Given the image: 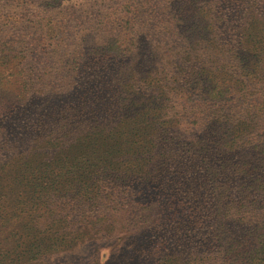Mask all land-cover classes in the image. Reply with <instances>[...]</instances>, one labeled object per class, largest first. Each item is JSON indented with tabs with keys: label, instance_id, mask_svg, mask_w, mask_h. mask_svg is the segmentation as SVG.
I'll use <instances>...</instances> for the list:
<instances>
[{
	"label": "trees",
	"instance_id": "16d2710c",
	"mask_svg": "<svg viewBox=\"0 0 264 264\" xmlns=\"http://www.w3.org/2000/svg\"><path fill=\"white\" fill-rule=\"evenodd\" d=\"M48 1L58 8L68 0ZM135 4L110 11L119 35L105 32V24L98 28L103 33L94 42L71 51L74 73L26 110L20 103L30 81L23 72L31 52L13 39L11 30L0 37V157L1 150L7 152L0 161V202L12 209L16 231L25 234L14 242L11 255L0 251V264L74 248L91 232H115L125 214L164 197L175 200L167 222L177 226L153 243V264H264L262 127L256 135L251 130V141L226 133L224 141L236 143L227 151L224 143L199 148L202 141L185 144L180 135L176 141L169 137L186 111L188 126L196 127L200 107L220 106L234 94L245 97L247 84L237 80L259 79L255 88L264 85V12L251 9L244 19L224 21L226 41H206L202 50L214 46L211 51L217 48L229 56L197 60L187 67L189 73L171 71L156 59L160 56L148 53L146 58L138 48L134 33L144 8ZM36 25L41 36L34 40L36 47L54 49L67 38L57 16L43 17ZM220 67L229 74L213 75ZM172 75L179 77L177 84L167 82ZM173 100L178 103L170 107ZM259 106L263 112L264 101ZM175 107L179 111L172 114ZM117 120L122 133L113 140L105 130ZM170 164L174 170L166 172ZM148 182L155 192L140 198ZM212 188L219 191L218 198L199 194ZM190 242L196 250L185 246ZM211 244L227 248L217 251Z\"/></svg>",
	"mask_w": 264,
	"mask_h": 264
},
{
	"label": "rangeland",
	"instance_id": "374dc122",
	"mask_svg": "<svg viewBox=\"0 0 264 264\" xmlns=\"http://www.w3.org/2000/svg\"><path fill=\"white\" fill-rule=\"evenodd\" d=\"M141 1L146 4L143 5ZM131 2L136 3L139 10L144 8V15L137 21L138 28L134 33L138 48L143 51L146 58L148 53L160 56L156 59L174 72L185 70L191 73L186 69L195 66L197 60L204 61L206 58L223 60L222 58L228 57L224 50L220 52L216 48L211 51L214 46L207 50L202 49H205L206 41H226V36L221 30L224 21L244 19L245 14L248 11L251 12V9L264 12L263 0H254V2L252 0H68L58 8L49 5L48 0H0V37L3 38L11 30L13 39H17L20 42L19 45H24L31 52L28 54L26 51L28 56L23 75L27 81L28 79L30 81L27 83L24 99L20 103L22 108L26 110L39 104L42 101L40 94H46L48 89H54L58 80L64 83L65 77L68 78L70 73H74L69 66L72 64L71 51L75 47L80 49L94 42L96 35L103 33V30L100 31L98 28L105 24V32L114 37L118 36L119 32L110 23H114V20H111L112 16L109 12L116 11L117 8H119L117 11H120ZM250 3H254L256 8H251ZM226 14L228 17L223 19V15ZM56 16L60 19V23H64L63 32L67 36L62 45L54 49L34 46L33 44L37 43L34 40H39L41 37L39 31L37 35L38 20L43 17L54 19ZM214 19L223 20L218 23ZM202 26H207L206 31L201 29ZM204 35L206 37L203 39ZM222 35L225 37L222 38ZM8 40L6 37L3 41ZM123 63L124 61L121 64ZM217 66L218 63L214 65L215 68ZM221 70H223L222 67L217 74L214 69L213 75L221 78L220 76L229 74ZM151 77L157 79L155 73ZM178 79L177 75H172L168 77L167 82L172 85L177 84L175 82ZM237 81L247 84L248 90L245 97L239 98L234 94L230 97V102L220 106L200 107L202 116L197 117L196 127L188 126L191 119L186 111L187 115L182 117L181 124L171 129L175 134L169 137L176 141V137L180 135L181 142L185 144H192L195 140L202 141L199 148L201 146L215 148L224 143L223 150L227 151L236 143L235 139L232 143L224 141L226 133H230L234 138L239 135L244 141H251L253 138L251 130L253 135L257 134L258 128L262 127L264 131V111H257L259 104L264 101V90H262L264 85L255 88V82L259 79L241 78ZM261 81L263 83V80ZM50 83L53 85L49 86ZM58 95H60L59 91L56 93V96ZM181 102L179 101V104L183 108L184 105ZM176 103L178 101H171L170 107ZM188 108L186 106L187 110ZM178 111L179 109L175 107L172 114ZM120 127V120L114 121L106 126L105 133L113 140L119 139L118 134L122 133ZM106 141L111 142L108 139ZM1 151L0 161L7 154L6 149ZM253 152L254 150L251 154ZM173 170L174 167L170 164L166 172H173ZM143 187L140 198L154 193L156 189L153 182H148ZM199 194L202 198L203 195L209 196L208 198L211 196L218 198L219 191L212 188L209 191L203 190ZM174 201L173 197H164L148 207H136L123 216V222L115 232L98 234L91 232L92 235H89L84 243L74 248L69 246L60 248L57 252H44L38 255V258L30 254L21 260L22 263L16 264H153L155 257L152 255L153 243L163 232L169 231L173 234L170 230L177 226L167 222L176 209ZM126 202H130V198ZM11 212L12 209L8 205L0 202V225L1 222L4 224L0 228V251L2 250L4 254L7 252L9 255L17 238H23L25 235L23 231H16L15 219L12 218ZM54 217L57 216L54 215ZM159 221L162 222L159 223ZM163 222H165L164 226H162ZM45 223L46 220H42L43 226H46ZM197 242L196 240L195 243ZM185 246L192 251L196 250L191 242ZM217 246V244H211L208 247L217 251L227 248V245ZM27 258L30 261H27Z\"/></svg>",
	"mask_w": 264,
	"mask_h": 264
}]
</instances>
